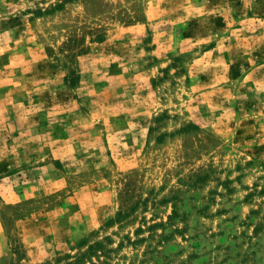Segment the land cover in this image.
I'll use <instances>...</instances> for the list:
<instances>
[{"label":"rangeland","instance_id":"rangeland-1","mask_svg":"<svg viewBox=\"0 0 264 264\" xmlns=\"http://www.w3.org/2000/svg\"><path fill=\"white\" fill-rule=\"evenodd\" d=\"M0 264H264V0H0Z\"/></svg>","mask_w":264,"mask_h":264}]
</instances>
